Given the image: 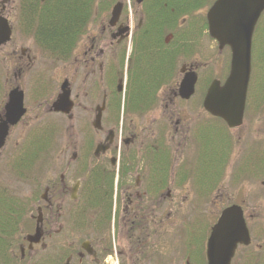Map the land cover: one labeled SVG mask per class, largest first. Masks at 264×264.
<instances>
[{"label": "flooded vegetation", "instance_id": "flooded-vegetation-1", "mask_svg": "<svg viewBox=\"0 0 264 264\" xmlns=\"http://www.w3.org/2000/svg\"><path fill=\"white\" fill-rule=\"evenodd\" d=\"M8 1L0 4L11 28L0 46V241L9 247L0 264H209L212 230L228 209V229L239 211L246 235L226 243L217 235V259L233 248L229 264H264V11L250 37L241 124L230 128L203 108L232 57L208 33L217 0H121L118 21L89 23L46 78V52L21 12L15 27ZM188 77L194 93L184 99ZM64 82L68 113L55 110ZM15 90L18 118L6 109ZM179 211L188 215L176 226ZM36 229L40 240L30 243Z\"/></svg>", "mask_w": 264, "mask_h": 264}, {"label": "water", "instance_id": "water-1", "mask_svg": "<svg viewBox=\"0 0 264 264\" xmlns=\"http://www.w3.org/2000/svg\"><path fill=\"white\" fill-rule=\"evenodd\" d=\"M44 1L40 0L41 3ZM141 1L137 0V2ZM263 11L264 0H217L206 14L209 35L220 47L229 46L232 57L230 72L226 81L222 86L219 82H213L210 85L203 101V107L212 116L222 119L230 128L241 124L249 77V42L257 19ZM120 12L121 4L117 3L111 10V26L117 22ZM10 35L11 30L6 19L0 17V45L7 43ZM194 85L195 78H184L179 87L181 97L190 98L194 92ZM66 88L67 83L64 82L55 104V110L63 113H68L70 110V94ZM21 105L22 93L15 90L10 94L7 112L9 115L13 114L18 118L22 113L20 111ZM233 214L232 209L224 211L221 220L212 230L208 245L209 264H218V261L220 264H229L232 254L233 248L230 251L226 250L217 259L215 254L217 235L221 236L223 243H226L233 235H238V231L239 234L246 235L239 211L238 219L233 222V227L228 229L226 218ZM27 239L30 243H38L40 240L38 229Z\"/></svg>", "mask_w": 264, "mask_h": 264}, {"label": "trees", "instance_id": "trees-1", "mask_svg": "<svg viewBox=\"0 0 264 264\" xmlns=\"http://www.w3.org/2000/svg\"><path fill=\"white\" fill-rule=\"evenodd\" d=\"M104 7L101 0H46L43 4L39 0H19V11L24 14L22 27L49 56L63 61L69 58L95 11L102 12ZM6 246L0 241V253Z\"/></svg>", "mask_w": 264, "mask_h": 264}, {"label": "rangeland", "instance_id": "rangeland-1", "mask_svg": "<svg viewBox=\"0 0 264 264\" xmlns=\"http://www.w3.org/2000/svg\"><path fill=\"white\" fill-rule=\"evenodd\" d=\"M5 1V0H0V4ZM118 1H121V0H101V2H103L105 4V9L100 12V10H97L95 11V19L93 18L92 20V23L94 22H97L99 20V18H101L102 16L104 15H109L110 14V11H111V8L113 7V5L118 2ZM6 4V10L11 14L12 17L15 18L14 20V25L16 28H20V26L17 24V14L20 12L19 11V0H10L8 1ZM106 10V11H105ZM17 34V37H21V35L19 33H16ZM50 64L54 65L55 64V61L52 57H49V55L46 53V58H45V64L43 65V72L44 74H42L45 78L48 77L49 75H53V71L55 69V65L52 67L50 66ZM195 187H199L198 184L195 185ZM188 215V212H184V211H179V212H176V217H175V225L178 226V225H183V219H184V215ZM259 214V219L261 221V215L264 216V212L261 213V212H258ZM194 215H195V218L199 220H201L203 218V211H199L198 209L194 210ZM264 218V217H263ZM185 220V219H184ZM180 222V223H179ZM178 227H176L177 229ZM263 230V225H261V231ZM185 232L182 230L181 232L179 233H176V236H175V244H178L179 242H181L183 240V237H184V240H185ZM185 245V243H184ZM183 245V246H184ZM177 256V255H176Z\"/></svg>", "mask_w": 264, "mask_h": 264}]
</instances>
